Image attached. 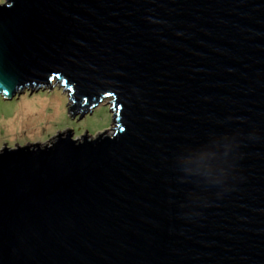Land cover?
<instances>
[{"label":"water","instance_id":"1","mask_svg":"<svg viewBox=\"0 0 264 264\" xmlns=\"http://www.w3.org/2000/svg\"><path fill=\"white\" fill-rule=\"evenodd\" d=\"M57 83L114 127L0 148V264H264V0L0 3V95Z\"/></svg>","mask_w":264,"mask_h":264},{"label":"rangeland","instance_id":"2","mask_svg":"<svg viewBox=\"0 0 264 264\" xmlns=\"http://www.w3.org/2000/svg\"><path fill=\"white\" fill-rule=\"evenodd\" d=\"M5 0H2L4 2ZM0 2V3H2ZM111 98L103 99L81 118L68 113V91L59 83L52 89L25 90L17 97L4 99L0 95V148L27 143H46L59 132L72 130L73 138L83 134L95 136L114 127Z\"/></svg>","mask_w":264,"mask_h":264},{"label":"snow or ice","instance_id":"3","mask_svg":"<svg viewBox=\"0 0 264 264\" xmlns=\"http://www.w3.org/2000/svg\"><path fill=\"white\" fill-rule=\"evenodd\" d=\"M0 2H2V0H0Z\"/></svg>","mask_w":264,"mask_h":264}]
</instances>
